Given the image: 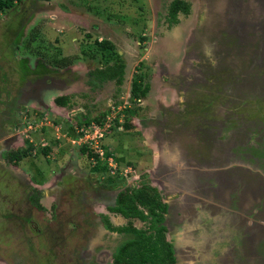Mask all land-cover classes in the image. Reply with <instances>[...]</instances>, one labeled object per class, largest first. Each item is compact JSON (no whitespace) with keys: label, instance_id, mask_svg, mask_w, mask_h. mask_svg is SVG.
I'll list each match as a JSON object with an SVG mask.
<instances>
[{"label":"rangeland","instance_id":"rangeland-1","mask_svg":"<svg viewBox=\"0 0 264 264\" xmlns=\"http://www.w3.org/2000/svg\"><path fill=\"white\" fill-rule=\"evenodd\" d=\"M169 1L21 0L0 13V99L8 93L15 102L9 107L14 117L0 126V142L7 151L26 147L27 142L34 145L16 163L33 181L50 172L59 159L62 170L77 156L76 165L90 182L82 174H75L74 181L87 192V183L104 181L106 175L90 169L85 153L71 154L78 147L68 139L75 137L81 114L113 113L130 124L126 131L107 130L102 140L118 165H129L142 175L149 162L140 164L139 156L151 151L149 145L160 151L161 167L170 168V186L160 185L176 193L179 205L192 208L193 189L200 191L199 197L217 196L213 210L221 220L219 231L227 238L218 250L230 246L235 232L241 233L247 238L245 253H235V264H264V0H185L188 14L177 13V23L170 26ZM94 38L109 40L119 54L124 64L120 85L89 77L101 61L98 55L81 54L80 43ZM139 70L148 91L142 99H130L129 82ZM60 94L69 96L62 109L52 102ZM30 104L38 106L37 114L27 115ZM173 118L178 122L167 126ZM9 131L11 135L5 136L3 132ZM196 138L199 143H194ZM45 144L50 146L47 156L39 152ZM130 146L133 150L127 154ZM32 159L30 172L27 163ZM9 168L10 179L2 176L5 172L0 174V264H110L114 247L131 237L109 238L96 233L95 227L86 230L92 216L87 218L89 210L78 202L62 203L54 211L55 193L48 190L52 179L43 182V189L30 191V200L37 199L38 192L44 195L39 207L31 208V201L24 204V195H18L21 190L13 176L22 170ZM67 175L64 184L73 181ZM114 176L110 182L121 187ZM92 195L84 193V198L96 197ZM1 213L22 220L27 216L30 222L23 220L27 224L19 226L11 218L9 223ZM113 217L112 223H117L118 217ZM129 221L139 228L148 222L135 217ZM189 231L197 229L191 225L182 232L192 241L188 245L198 247L199 237ZM259 241L254 252L252 244ZM235 243L239 247L238 239Z\"/></svg>","mask_w":264,"mask_h":264},{"label":"flooded vegetation","instance_id":"flooded-vegetation-1","mask_svg":"<svg viewBox=\"0 0 264 264\" xmlns=\"http://www.w3.org/2000/svg\"><path fill=\"white\" fill-rule=\"evenodd\" d=\"M12 102L15 103L13 100V97H11V95H9L8 93H6V95L2 99H0V110H2V112L0 113V116H1L0 126L1 124L7 123L10 117L11 119L12 117H14L12 109H9V107L11 106L10 103ZM47 110L50 113H53L56 115L55 110H51L49 108ZM179 112L176 114V118L178 119L179 117L177 115L181 114V111ZM19 116H21V113L19 114ZM170 117H173V115L172 116L170 115ZM180 118H181V115H180ZM174 121L178 122L177 120L173 118V120H169V122H166V125L169 126L170 124H173ZM168 132H169V129H168ZM3 133L5 136L11 135L10 131L3 132ZM140 133L141 135H144L142 131ZM0 136H2L1 132H0ZM196 139L194 143L196 142L199 143L200 140L198 138ZM3 144H4L3 142H0V174H3V172H5V174L7 173V175L3 174L2 176L9 177V174H12L9 166L10 167L14 166L15 168L18 167V169L16 168L17 170L21 168L15 163L10 164V162L12 161H9L3 155V153L7 151L6 147H3ZM124 144L126 145V142L123 141V145ZM149 149L151 150L150 152H148L147 154L144 153L145 155L142 154L143 156L147 155L145 158L149 162V167L144 169L145 170L144 174L142 175L137 174L133 170V173L131 175H127L123 180H121V182H119L121 184L120 185L121 187H118L116 186V184H112L110 182L111 181L110 178H113V175H109L107 172L104 171V174L106 175V177L104 176L106 179L104 180L105 182L100 179L99 181L93 182L92 184L90 183L86 184L88 187L87 192H89V194L92 193L93 194L92 196L96 195V197L92 199L89 198L88 200L84 198V193H87V192H85V190L82 189L83 188L82 185L74 181L75 175L74 176L70 174L67 175V177L72 176L73 181L71 180L68 183L64 184L63 179L66 175H64L63 172L58 174L57 170L55 172L53 171L54 173L52 174V176L50 178H47L44 181H49L50 179H52L53 181L50 180L49 182H54L48 186V187L51 186L50 187L51 189H48V190L53 191V193H55V197L53 201L54 211L55 210L58 211V208L60 204L62 203L74 205L75 203L77 204L78 202L81 204L82 208L86 207L89 210L88 213L85 212V216L87 218L92 216V218H90L89 220L90 223L88 224L89 229H86V230H90L95 227L94 230L96 231V233L101 234V235L103 234L105 236L109 235L110 236L109 238L116 237L117 239H119L121 236L125 237L129 235V233L118 231L116 228L127 226L128 223L131 224L129 219L133 217H130V218L124 217L119 212L112 209V207L115 205V199L118 193L124 190H131V189L137 188L142 184H147L150 187H154L156 189L158 196L160 198V201L164 204V211L161 212L162 218L160 222H155V227L152 229H149L150 223L153 221V218H151L150 216L147 217L148 222L145 228H139V227H135L132 224L131 225L138 230L148 229L147 231L148 232L151 231L152 234H154V231L156 232V227L158 228L159 226H161L162 234L166 235V238L165 236L162 235V238L165 241L164 246L166 247V245H168V248L171 249L172 256H173V264H176V260L178 264H181L180 261L183 259H184L183 264H221V263L222 264H235L236 262L235 260L237 257L236 254L245 253L244 242L246 241L247 238H245L244 235H241V233L235 232L236 236L233 237V239L231 240V243L230 242L228 243L230 244V246L224 247L222 248V250H218L217 246L219 245V243L222 241H225L227 238H224L226 235L224 236V233H221L219 231V226H220L219 221L221 220H220L219 214H216V211L213 210V207L217 208L218 203H219L217 196L211 195V196L205 197L204 195V196L199 197L198 192L200 191L193 189V195H192L193 203H192V208H191L192 210L190 209L191 210L190 211L183 204L179 205L178 200L176 199V196H177L176 193L168 192L165 185L164 186H161L162 184L160 185V183L163 182V184L170 186L169 184H167V177H169L170 168L165 166L164 164L162 167L160 166L161 168H158L157 162L156 161L153 162L154 158L152 156V153H153L152 151L154 148L153 147L151 148L149 145ZM132 150H133L132 146H130V148L126 150L127 154L132 152ZM195 150H197V148ZM208 156L209 155L207 154V157ZM202 158L206 160V156H202ZM138 161H143V159L138 160ZM153 166H155L154 169L158 168V170L152 173V171H148V170H150ZM16 169L15 171H17ZM13 176H15V179L18 180V186H19V189L21 190V192L20 191L18 192V195L20 196V198H21V193L24 195V199H22L24 201V204L27 203L28 201L30 202L31 200H30L29 193L31 190H35L34 189L35 187H32L29 181L23 180V178H25L23 174L21 175L20 173H18V175L13 174ZM116 176L117 175H115L114 177ZM86 181H89L88 178ZM36 190L38 191V189ZM38 194H39V197H38L39 199L37 198V202L39 204L41 203L40 199L44 198V195L43 193L41 194V192H38L37 195ZM12 200L10 202H12ZM7 203H9L8 197H7ZM27 205L29 206V203ZM31 205L35 207L32 201L30 202V206ZM28 206H25V208L27 209ZM180 208H183V210H181ZM145 212L146 211H144V213ZM188 212H190L191 214H189ZM2 214L3 213H1V215ZM12 215H13L12 213L11 214L4 213L1 216V218L3 220H7V222H9L11 218H13L14 220H18L19 226H22V223L25 225L27 224L26 222H30V220L26 219L27 216H24L23 220H25L26 222L25 221L23 222V220L20 217L16 215L15 216H12ZM113 216L118 217L117 223H112V219L115 218ZM141 221L143 222L145 220H141ZM9 223H12V222H9ZM191 225H194V228L195 230L197 229V231L195 233H192L189 231V234H193V235L196 234V237H199L196 240L198 243L197 244L198 247H193V245H188L192 241L189 240V237L186 233L182 232L185 230L186 226H191ZM20 230L22 229L20 228ZM95 238H97V236H94V239ZM127 239H125L124 241H126ZM236 239L239 240V243H238L239 247H236L237 246V244L235 243ZM229 240L230 239H228V241ZM120 243H122V241ZM260 243L262 242L260 241L259 243L257 242L255 246L252 244V247H254V249L252 250H254V252H256L255 249ZM119 244H117L114 247L115 250L121 245ZM262 254L257 255V256L261 258ZM111 259L112 261L110 264L113 263V255Z\"/></svg>","mask_w":264,"mask_h":264},{"label":"trees","instance_id":"trees-1","mask_svg":"<svg viewBox=\"0 0 264 264\" xmlns=\"http://www.w3.org/2000/svg\"><path fill=\"white\" fill-rule=\"evenodd\" d=\"M21 0H0V13L10 10L17 5ZM44 1V0H43ZM46 1V0H45ZM189 12V3L185 0H170L166 6V22L170 26L177 23V13L187 15ZM89 35L86 34V37ZM139 39H144L142 36ZM81 54L90 58L99 56L101 64L96 69L90 71L89 77L93 81L102 83L107 80H112L116 85H120L124 73V64L121 61L119 54L114 49L113 44L107 39L91 41L81 40ZM144 73L140 70L136 71L130 79L128 96L130 99H142L148 91V84L143 83ZM53 103L59 106H65L68 103V96L58 95L53 98ZM123 111V109H122ZM124 111H127L126 109ZM132 115V114H131ZM135 115V114H134ZM103 114L99 116L84 117L82 114L77 117V125H87L91 121L100 122ZM123 131L130 128L129 123H122ZM109 131H116L111 128ZM110 132V134H112ZM80 134V132H79ZM109 134V135H110ZM78 135L76 133L75 137ZM27 140H25L26 142ZM30 141V140H29ZM46 145V144H45ZM43 145L39 148V152L44 156L49 151L48 145ZM104 154H109V150L104 146ZM34 145L27 142L26 147L17 148L16 150L6 151L4 156L15 164L27 157L29 153L34 150ZM78 151L85 153L87 160L91 153L84 147H78ZM118 161V158H115ZM92 171H104V167L99 163L91 165ZM101 170V171H100ZM117 177V176H116ZM119 178V177H117ZM119 180H123L119 178ZM32 203L39 207L37 199H31ZM141 206L145 209V213L138 207ZM112 209L119 212L124 217H137L140 220L147 219L148 216L153 218L150 223L149 229L155 227V222H160L162 216L161 212L164 211V204L160 201L158 193L154 187L147 184H142L137 188L131 190H124L118 193L115 199V205ZM151 227V228H150ZM118 231L127 232L131 235L129 239L124 241L113 254L112 264H173V256L171 249L164 246V239L162 238V227H156L154 234L148 232V229L138 230L128 223L127 226L116 228Z\"/></svg>","mask_w":264,"mask_h":264},{"label":"built area","instance_id":"built-area-1","mask_svg":"<svg viewBox=\"0 0 264 264\" xmlns=\"http://www.w3.org/2000/svg\"><path fill=\"white\" fill-rule=\"evenodd\" d=\"M111 128L118 131L122 130V119L113 113L106 112L100 122L91 121L87 125H80L76 129L78 135L69 138L68 141L77 147L86 148L91 153L89 156L91 165L99 163L109 175H117L119 178L124 179L127 175L133 173L130 167H120L111 153L104 154L105 150L102 146V140L106 131Z\"/></svg>","mask_w":264,"mask_h":264},{"label":"crops","instance_id":"crops-1","mask_svg":"<svg viewBox=\"0 0 264 264\" xmlns=\"http://www.w3.org/2000/svg\"><path fill=\"white\" fill-rule=\"evenodd\" d=\"M61 95V94H60ZM69 97V96H68ZM53 102V101H52ZM54 105L53 106H55V107H58V108H64V106H59V105H56L55 103H53ZM40 107V106H39ZM38 110V106L36 107H33L31 104H30V106H29V108H27V110H25V112L27 113V115H31V114H37V111ZM133 117V116H132ZM53 129H55V128H53ZM116 130V129H115ZM55 138H57V137H55ZM70 138V137H69ZM183 143V141L182 142H180V145ZM176 144V143H175ZM183 145V144H182ZM73 146V145H72ZM126 146H128V144L126 145ZM50 147V146H49ZM175 148H177V144H176V146H175ZM58 150V153L60 154L61 152H64L63 150H64V147H62L61 148V150H60V148H58L57 149ZM154 150H156V149H153V153H152V156H153V158L155 159L156 158V162H157V167L159 168L160 166H161V164H162V157H161V152L160 151H154ZM75 151H78L77 149L76 150H73L72 149V151H71V154L73 153V152H75ZM64 154V156H68L67 154H65V153H63ZM74 154H76V153H74ZM70 155V154H69ZM45 156H47V155H45ZM147 156V155H146ZM146 156H140L139 158H140V160H142L143 159V161H145V157ZM76 157V159H75V161H73L72 160V162H70V163H68L67 162V165L61 170L60 169V167H58L59 165H60V159L58 160V161H56L55 163H56V166H54V168H52V169H50V172H47L46 173V175L45 176H41V178L40 177H37V178H35L36 180L35 181H33L32 179H30L29 177H30V174L27 172V169L26 170H22V172H21V174H23V176L25 177V180H27V181H29L30 182V184H31V186L32 187H35V189H43V187H44V183H42L44 180H46L47 178H50L51 176H52V174L56 171V169H57V171H58V174L59 173H61V172H63L64 173V175H66V173L67 174H70V175H75V174H82V175H85L88 179H89V177L87 176V173L85 172V173H80V170H81V167H79V165H76V164H78L77 163V160H78V158H77V156H75ZM24 159V158H23ZM22 159V160H23ZM69 159H70V156H69ZM122 161H125V159H121ZM33 159L32 160H29V164L27 163V166L28 167H30V168H28L29 170L30 169H32L33 167H34V165H33ZM141 162L142 161H140V164H141ZM55 163H53V164H55ZM72 163V164H71ZM164 163V162H163ZM49 164L50 165H53V164H51L50 162H49ZM48 164V165H49ZM120 165V164H119ZM156 165V164H155ZM126 166V165H125ZM17 169H18V167H16ZM155 168V166H153L151 169H154ZM35 169H37V168H35ZM151 169L150 170H148V171H151ZM53 170H55L54 172H52L51 173V171H53ZM30 172H31V170H30ZM89 175V174H88ZM35 176H36V174H35ZM26 177H27V179H26Z\"/></svg>","mask_w":264,"mask_h":264},{"label":"clouds","instance_id":"clouds-1","mask_svg":"<svg viewBox=\"0 0 264 264\" xmlns=\"http://www.w3.org/2000/svg\"><path fill=\"white\" fill-rule=\"evenodd\" d=\"M129 166V165H128ZM105 171V170H104ZM118 177V176H117ZM122 179V178H121Z\"/></svg>","mask_w":264,"mask_h":264}]
</instances>
